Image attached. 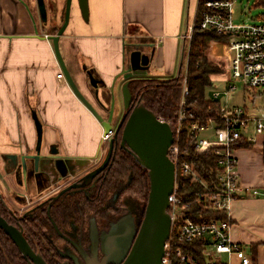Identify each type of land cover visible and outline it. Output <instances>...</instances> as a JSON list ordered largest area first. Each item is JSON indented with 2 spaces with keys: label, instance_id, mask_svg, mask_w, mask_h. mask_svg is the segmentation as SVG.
<instances>
[{
  "label": "crops",
  "instance_id": "crops-1",
  "mask_svg": "<svg viewBox=\"0 0 264 264\" xmlns=\"http://www.w3.org/2000/svg\"><path fill=\"white\" fill-rule=\"evenodd\" d=\"M44 1L48 21L41 16L38 0H0V190L4 194L11 188L22 189L15 186L13 170L16 162L36 151L34 114L43 125L42 153L65 157L71 170L79 166L74 172L93 166L91 157L102 142L101 123L66 77H57L62 69L53 41L44 36L53 35V27L63 24L67 0ZM197 4L198 0H88L85 19L79 0H72L70 22L59 39L60 53L76 86L101 115L106 117L102 104L110 106L107 91L129 66L128 45L133 50L145 45L150 63L146 70L119 76L117 102L118 97L123 100L126 81L174 72L176 61L184 60L186 31ZM89 71L100 82L98 90ZM256 139L236 152L242 190L231 204L230 233L258 264V257L264 261V196H250L253 189L264 195V135ZM46 166L55 179L51 165ZM233 260L239 262L235 256Z\"/></svg>",
  "mask_w": 264,
  "mask_h": 264
},
{
  "label": "built area",
  "instance_id": "built-area-1",
  "mask_svg": "<svg viewBox=\"0 0 264 264\" xmlns=\"http://www.w3.org/2000/svg\"><path fill=\"white\" fill-rule=\"evenodd\" d=\"M233 4L234 0H206L199 5L198 0L194 20L188 26L185 36L186 39L192 38L198 26L229 38V72L233 80L225 89L214 91L210 97L221 103L220 126L213 120L207 124L192 121L188 126L185 125V121L193 117V112L187 109V96L190 93L187 77L177 117L170 120L160 116L162 121L171 124L174 131L169 156L175 165L174 187L169 196L171 230L161 264H232L233 256L238 259V264H257L243 246L231 237L230 209L242 190L236 152L243 147L241 142L254 144L257 135H264V109L251 112L246 106L231 105L227 100L222 102L221 97H229L232 91L237 90L235 80L245 90L260 88L264 91V23H235ZM46 36L48 37L47 34ZM57 77L65 78L64 72L61 71ZM186 127L196 134L195 147L199 154L219 156L220 171L214 187L200 179L192 163L181 159V135ZM109 132L103 134L104 140L109 137ZM181 175H192L195 180L200 181L204 189L197 193V198L207 209L225 212L226 218L202 216L199 219L201 214L196 216L189 212L190 203L185 202L182 195ZM252 192L257 194L258 190L253 189ZM223 255L229 256L230 261H221L218 256Z\"/></svg>",
  "mask_w": 264,
  "mask_h": 264
},
{
  "label": "flooded vegetation",
  "instance_id": "flooded-vegetation-1",
  "mask_svg": "<svg viewBox=\"0 0 264 264\" xmlns=\"http://www.w3.org/2000/svg\"><path fill=\"white\" fill-rule=\"evenodd\" d=\"M109 108H104L106 117ZM123 115L116 127L112 123L106 140L102 135L101 146L91 157L93 166L89 170L74 172L79 166H72L74 170H71L65 157L44 155L42 151L36 169V150L32 157L15 163L14 183L22 189L11 188L8 194L0 190V215L9 224L23 228L32 249L48 264H113L114 260L124 259L128 235L134 237L138 232L148 197L133 185L131 167L123 174H112L116 155L134 158L122 146L124 124L119 125ZM112 140L113 152L105 164ZM46 163L51 165L55 179L45 169ZM134 189L142 199L133 197ZM117 225L121 234L118 246L114 242ZM0 230L5 264H30L11 236L1 227ZM6 242L17 248L23 261L10 260Z\"/></svg>",
  "mask_w": 264,
  "mask_h": 264
},
{
  "label": "water",
  "instance_id": "water-1",
  "mask_svg": "<svg viewBox=\"0 0 264 264\" xmlns=\"http://www.w3.org/2000/svg\"><path fill=\"white\" fill-rule=\"evenodd\" d=\"M38 4L42 18L47 21L48 18L45 1L38 0ZM79 5L84 18L88 19V0H79ZM71 6L72 0H67L64 21L57 33L48 35V37L46 35L44 36L53 41L59 65L74 93L92 111L101 123L104 129V134H107L112 128V122L115 116L117 101L116 80L120 75L128 72L136 71L138 69H148L150 56L139 48V45H137L136 49L132 51L130 55V65L122 70L121 74L116 77L110 86L109 92L111 94V103L108 110V116L104 117L80 92L67 70L60 53L59 39L70 22ZM88 74L91 84L98 90L100 82L90 71ZM122 96L125 111L119 125V127H121L124 124L122 146H125L136 161L147 170L150 181V190L147 204L145 206L144 217L139 225L138 232L136 235L134 234V237L128 235L126 252L123 256L124 259L114 260L113 264H161L165 252V243L170 236L171 230V204L169 196L174 187L175 165L169 156V147L174 141V131L170 123L162 121L160 116L146 104L144 93L136 103L133 102L130 90V80L123 84ZM102 106L103 108H106L103 104ZM34 119L38 135L36 148L37 155L35 156L36 169H38L43 142V125L36 114H34ZM112 152L113 140L111 141L105 164L109 161ZM0 227L11 236L21 252L30 260V264H48L40 254L32 249L31 245L23 235L22 227L19 229L14 225L9 224L1 215ZM118 227L119 226L117 225L114 230V242L116 245L121 238L120 229Z\"/></svg>",
  "mask_w": 264,
  "mask_h": 264
},
{
  "label": "trees",
  "instance_id": "trees-1",
  "mask_svg": "<svg viewBox=\"0 0 264 264\" xmlns=\"http://www.w3.org/2000/svg\"><path fill=\"white\" fill-rule=\"evenodd\" d=\"M206 0H199V5H202ZM264 3V0H260ZM259 2V3H260ZM64 20V16H63ZM59 25L54 26L52 32L57 33ZM229 38L213 30L200 29L198 26L195 28L191 43L189 44V53L185 48L184 60L181 64L180 73L177 77L170 79L159 78H135L130 80V90L132 93L133 102L136 103L140 96L144 93L146 104L153 109L159 116L166 119L174 120L179 111V105L183 89V67L186 68L187 84L190 93L187 96V109L193 112V117L185 121L188 126L192 121L200 123H209L211 120L216 125L221 124L219 120V113L221 103L217 100H212L207 97V88L213 85L212 74L218 72V66L209 61L206 50L214 41L228 42ZM187 44V41L186 43ZM187 60V61H186ZM186 61V63L184 62ZM186 64V65H185ZM105 100L108 105L111 103V94L107 91ZM181 159L183 162H190L194 165L196 172L201 180L210 186L217 184L218 173L220 171L219 156H206L199 154L196 150V134L190 131L187 127L181 135ZM241 146L250 145L247 142H241ZM128 166L132 168L133 172V185L145 196L148 197L150 190L149 175L135 158L131 156H117L114 158V169L112 174H123ZM182 195L185 202L190 203V210L192 214L201 217H212L224 219L226 213L220 210L207 209L205 204L197 198V193L203 191L204 185L193 178L192 175H181ZM197 213V214H196ZM197 218V219H198ZM2 231L0 230V237ZM0 241L3 239L0 238ZM6 244H9L6 242ZM8 245L6 251L11 261H23L22 255L18 252L17 248ZM199 252V251H198ZM255 255V249H253ZM253 260L257 262L256 257ZM5 264V258L0 248V264Z\"/></svg>",
  "mask_w": 264,
  "mask_h": 264
},
{
  "label": "rangeland",
  "instance_id": "rangeland-1",
  "mask_svg": "<svg viewBox=\"0 0 264 264\" xmlns=\"http://www.w3.org/2000/svg\"><path fill=\"white\" fill-rule=\"evenodd\" d=\"M260 0H234L233 4V16L235 23H264V3L260 2ZM187 32V31H186ZM192 38L187 39V44H185V48L188 50L189 53V44L191 43ZM130 40L128 39V43ZM228 42L225 41H214L210 44L208 49L206 50L207 57L210 62H212L214 65L218 66V72L211 75V78L214 80L213 85L207 88L206 95L208 98L212 97V94L214 91H221L225 89L228 86V83L231 82L233 79L230 76L229 72V60L230 55L228 51ZM132 47L128 45L126 55L128 57V63L130 65V55L132 53ZM187 61V60H186ZM186 61H184L186 63ZM182 61H176L175 64V70L172 74H168L166 76H159L151 73L149 75L150 77H157L163 80L177 77L180 73ZM186 65V64H185ZM182 76H183V84L184 80L187 77L186 74V68L183 67L182 70ZM237 83L236 85L237 90L232 91L230 93V96L227 97L226 95H223L221 97V101L225 102L226 100L230 102L231 105H239V106H246L247 109L251 112H259L262 109H264V91L260 88H254V89H244L238 80L234 81ZM118 102L116 103L115 108V116L113 120V126L116 127L117 123L120 119V117L123 115L124 112V102L123 100L118 97ZM144 96V100H145ZM254 99V101H252ZM103 128V127H102ZM104 130V129H103ZM104 132V131H103ZM205 136V135H204ZM41 147V151H42ZM133 197L140 198L143 197L139 192L132 190ZM252 196L250 197H259L263 198V193L259 192L258 194L251 193ZM255 224H260L258 222H254ZM260 256V255H259ZM221 261L224 263L229 262L230 258L227 255L218 256ZM264 261H262L261 257H258V264H263ZM232 264H238L236 260L232 261Z\"/></svg>",
  "mask_w": 264,
  "mask_h": 264
}]
</instances>
